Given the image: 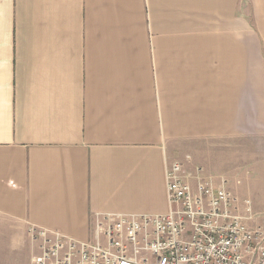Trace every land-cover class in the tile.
Masks as SVG:
<instances>
[{"label": "crops", "instance_id": "obj_1", "mask_svg": "<svg viewBox=\"0 0 264 264\" xmlns=\"http://www.w3.org/2000/svg\"><path fill=\"white\" fill-rule=\"evenodd\" d=\"M175 161L264 166V0H0V264L167 213Z\"/></svg>", "mask_w": 264, "mask_h": 264}, {"label": "built area", "instance_id": "obj_2", "mask_svg": "<svg viewBox=\"0 0 264 264\" xmlns=\"http://www.w3.org/2000/svg\"><path fill=\"white\" fill-rule=\"evenodd\" d=\"M164 177L168 212L106 216L98 224L103 242L29 226L40 248L32 264H264V227L249 226L225 178L194 176L192 185L177 161Z\"/></svg>", "mask_w": 264, "mask_h": 264}, {"label": "rangeland", "instance_id": "obj_3", "mask_svg": "<svg viewBox=\"0 0 264 264\" xmlns=\"http://www.w3.org/2000/svg\"><path fill=\"white\" fill-rule=\"evenodd\" d=\"M239 171L243 183L240 182L229 190L237 200L238 212L248 217L250 227H264V166L252 169L249 175L245 174L243 169ZM246 208L249 209L248 212Z\"/></svg>", "mask_w": 264, "mask_h": 264}]
</instances>
